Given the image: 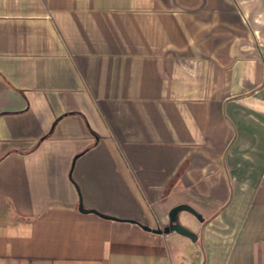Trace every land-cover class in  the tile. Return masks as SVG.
<instances>
[{
	"label": "crops",
	"instance_id": "crops-1",
	"mask_svg": "<svg viewBox=\"0 0 264 264\" xmlns=\"http://www.w3.org/2000/svg\"><path fill=\"white\" fill-rule=\"evenodd\" d=\"M0 264H264V0H0Z\"/></svg>",
	"mask_w": 264,
	"mask_h": 264
},
{
	"label": "water",
	"instance_id": "water-1",
	"mask_svg": "<svg viewBox=\"0 0 264 264\" xmlns=\"http://www.w3.org/2000/svg\"><path fill=\"white\" fill-rule=\"evenodd\" d=\"M80 211L81 212H84V213H94V214H97V215H100L99 213L95 212V211H86L84 210L83 208V205L80 204V207H79ZM183 210H188L190 211L192 214H194L195 216L199 217L200 216L198 215V213L193 210L192 208L188 207V206H181V207H178L176 209H174L172 211V213L170 214V224L168 227L164 228L163 230H151L149 227H146V226H141L144 230L146 231H152L156 234H170V233H178L184 237H187L189 238L190 240L192 241H197V236L192 233L191 231H189L188 229L184 228L183 226H181L178 222H177V215L180 211H183ZM101 217H104L106 219H111V217H107V216H103V215H100Z\"/></svg>",
	"mask_w": 264,
	"mask_h": 264
}]
</instances>
